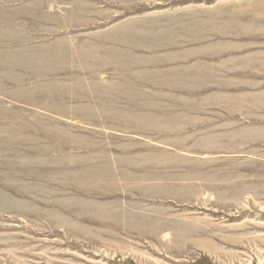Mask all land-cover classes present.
I'll use <instances>...</instances> for the list:
<instances>
[{"label":"rangeland","instance_id":"rangeland-1","mask_svg":"<svg viewBox=\"0 0 264 264\" xmlns=\"http://www.w3.org/2000/svg\"><path fill=\"white\" fill-rule=\"evenodd\" d=\"M0 264H264V0H0Z\"/></svg>","mask_w":264,"mask_h":264}]
</instances>
